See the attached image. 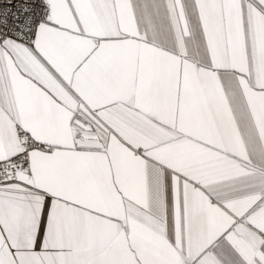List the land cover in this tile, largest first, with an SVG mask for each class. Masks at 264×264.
Here are the masks:
<instances>
[{
  "label": "snow or ice",
  "instance_id": "obj_1",
  "mask_svg": "<svg viewBox=\"0 0 264 264\" xmlns=\"http://www.w3.org/2000/svg\"><path fill=\"white\" fill-rule=\"evenodd\" d=\"M0 264H264V0H0Z\"/></svg>",
  "mask_w": 264,
  "mask_h": 264
}]
</instances>
